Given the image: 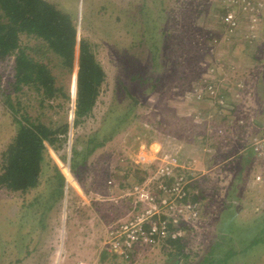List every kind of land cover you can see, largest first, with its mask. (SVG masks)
I'll list each match as a JSON object with an SVG mask.
<instances>
[{
  "label": "rangeland",
  "instance_id": "rangeland-1",
  "mask_svg": "<svg viewBox=\"0 0 264 264\" xmlns=\"http://www.w3.org/2000/svg\"><path fill=\"white\" fill-rule=\"evenodd\" d=\"M49 1L75 19L77 39L89 45L103 81L92 113L76 127L77 59L68 72L45 54L39 40L21 36V48L55 78L60 91L51 99L29 87L14 92V58L0 60V158L16 130L8 94L17 118L25 114L49 128L69 124L60 148L47 147L36 189L27 196L0 189V244L30 240L11 229L15 224L22 231L24 217L32 221L31 243L40 245L46 244L42 231L51 233L64 223L63 245L78 260L64 264H202L218 239L223 214L241 226L255 225L257 234L264 218V112H255L264 109L259 94L264 91V0H233L234 5L231 0ZM229 11L235 20L231 29L225 20ZM155 29L161 35L152 36ZM215 79L224 89L206 92L207 82ZM133 100L125 125L71 172L73 148L103 129L108 112H127ZM53 165L68 190L57 211L51 205L42 230L41 208L48 207L55 182ZM144 191L152 198L140 199ZM132 219L144 221L146 229L168 222L170 232L180 233L174 253L169 257L160 252L162 245L142 243L135 246L136 256L108 260L104 249L114 238L107 232ZM258 248L257 256L239 255L231 264H264V243ZM36 254L22 264L51 263ZM13 261L1 253L0 264Z\"/></svg>",
  "mask_w": 264,
  "mask_h": 264
},
{
  "label": "trees",
  "instance_id": "trees-1",
  "mask_svg": "<svg viewBox=\"0 0 264 264\" xmlns=\"http://www.w3.org/2000/svg\"><path fill=\"white\" fill-rule=\"evenodd\" d=\"M163 14V9L157 11L159 19ZM142 17L144 18L143 14ZM74 22L75 19L69 13L61 11L49 0H0V60L9 56L14 58L15 74L11 84L12 89L18 93L24 87H29L46 99L53 98L54 94L60 91L54 87L55 78L47 65L28 55L26 49L21 48V36L39 40L45 54H52L59 62L60 67L68 72L72 73L73 63L77 59L74 119L72 122V126L77 127L84 118L92 113L98 98V89L103 81V70L98 66L99 64L87 42L78 41ZM157 33L158 36L161 35L156 29L153 30L152 36H156ZM149 40L151 47L155 50L154 38H149ZM153 61L156 62L155 57ZM257 81H259L258 78L254 83L255 91ZM152 86L157 85L153 83ZM205 86L206 92H211V89L215 90L216 87L224 89L222 81L218 79L207 82ZM232 86L229 88L232 89ZM227 87L225 91L228 93ZM262 92L263 94L258 92L260 105H263L264 102V91ZM6 103L11 114L14 115L16 130L14 137L1 153L0 189L27 195L30 190L36 189L38 186L42 166L45 162L44 158L48 157L47 147L54 150L60 148V144L66 141L69 124L49 128L43 123L32 121L25 114L17 118L18 113L14 111L9 94L6 95ZM135 104L136 101L133 100L127 112H108L103 120V129L91 134L85 142L81 141L79 149L76 146L73 148L69 158L71 172L76 173L73 170L84 167L86 158L98 147L104 146L109 139H112L113 135L127 122ZM256 111L264 112V109L260 108ZM57 143L58 147L55 146ZM45 164L47 163L45 162ZM53 173L55 182L52 186V199L47 204L48 208L61 201L66 194V180L56 165H53ZM72 174L74 175V173ZM183 194L186 196V193ZM188 194L190 195V193ZM29 206H33V203ZM259 223L258 230L260 231L253 235L255 225L244 224L241 226L236 219L223 214L217 229L218 239L211 243L208 251L209 257L205 256L202 264H231L239 255L255 254L254 256H257V250L261 249L258 247L264 243V218ZM159 245H162L159 249L160 252L162 251L163 254L170 257L174 253L170 251L175 249L176 242L168 239ZM133 255L134 252L131 256L133 257ZM119 257L124 258V256Z\"/></svg>",
  "mask_w": 264,
  "mask_h": 264
},
{
  "label": "crops",
  "instance_id": "crops-1",
  "mask_svg": "<svg viewBox=\"0 0 264 264\" xmlns=\"http://www.w3.org/2000/svg\"><path fill=\"white\" fill-rule=\"evenodd\" d=\"M70 187V186H69ZM68 190V189H67ZM67 190H65V192L67 193ZM17 193V192H15ZM27 196V195H26ZM47 197V196H46ZM25 207V206H24ZM54 207H42L41 208V218H42V230H44L47 226H48V220L50 218V214L51 211ZM25 209H29V211L31 210L30 207H25ZM56 211H57V204H56ZM23 220L22 221V225L20 227L23 228L22 231H19L15 228V224L14 226L11 228L12 230H16L18 236L23 235L24 237H27L30 235V240H28L26 243H22L21 241L14 242V239L10 242H1V248H0V256L1 253L4 254H9V256H11V259L14 260V264H22L26 261H30L33 254H39L41 256V260H44V262H48L51 261L50 264H64L65 261H67L68 259L74 260L76 263L78 260H76V257H73V252L70 251L69 248H67L68 246H64V242L67 241V234L65 232V225L63 222H60V225L57 227H55V230L51 233H47V231H42V234L44 235V241L46 244H38V243H31V241H34L33 237H34V232L33 231V225H32V221L30 219H26V218H21ZM56 224V223H55ZM53 224V225H55ZM56 231V232H55ZM108 233V232H107ZM66 237V239H65ZM11 238V237H9ZM22 244V247L21 245ZM4 247V248H3ZM6 247V249H5ZM38 247V248H35ZM55 247V248H54ZM71 248H73V244L71 245ZM39 249V250H37ZM64 250V251H63ZM69 254H68V252ZM23 252V254H22ZM105 255L104 256H109L110 258L108 260L111 259V261H116L117 257L119 258V256L117 254L105 251ZM36 254V255H37ZM23 255V257H22ZM17 256H21L19 258H17ZM117 256V257H116ZM106 258V257H105ZM107 259V258H106ZM107 262V261H106ZM105 262V263H106ZM117 263V262H115ZM119 264V263H117Z\"/></svg>",
  "mask_w": 264,
  "mask_h": 264
},
{
  "label": "built area",
  "instance_id": "built-area-1",
  "mask_svg": "<svg viewBox=\"0 0 264 264\" xmlns=\"http://www.w3.org/2000/svg\"><path fill=\"white\" fill-rule=\"evenodd\" d=\"M229 3L230 5H234V3L237 2L231 0ZM225 20L227 23L230 24V29L234 28L235 20L233 12H227ZM211 91L214 90L211 89ZM148 196L149 198H152L150 197V193L148 191H144L140 194V199H142V197L148 198ZM183 196L184 194L181 195V197ZM154 213L155 211L153 210L149 211L148 217H153ZM144 223L145 222L142 220L132 219V221L126 220L120 225L115 226L112 231L108 232L110 236H113L114 241L109 247L104 250L114 254L117 253L118 256H124V258H127L135 251V246L139 244L143 243L146 246H149L153 245L154 243L156 246L165 242L168 239L176 240L178 237H180L179 232L174 231L173 233L169 231L168 222H162L159 223V225H151L147 229Z\"/></svg>",
  "mask_w": 264,
  "mask_h": 264
},
{
  "label": "bare ground",
  "instance_id": "bare-ground-1",
  "mask_svg": "<svg viewBox=\"0 0 264 264\" xmlns=\"http://www.w3.org/2000/svg\"><path fill=\"white\" fill-rule=\"evenodd\" d=\"M75 91H76V82H74V89H73V95L75 94Z\"/></svg>",
  "mask_w": 264,
  "mask_h": 264
}]
</instances>
